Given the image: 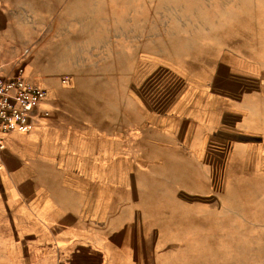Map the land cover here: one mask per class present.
<instances>
[{
  "label": "crops",
  "instance_id": "0c3cea01",
  "mask_svg": "<svg viewBox=\"0 0 264 264\" xmlns=\"http://www.w3.org/2000/svg\"><path fill=\"white\" fill-rule=\"evenodd\" d=\"M232 53L200 76L180 66L140 81L133 117L124 108L117 130L107 110L74 104L58 96L54 76L21 67L46 96L30 129L10 132L0 150V225L31 235L27 248L57 264H87L93 250L103 255L97 264H130L125 254L140 258V239L136 253V241L111 234L141 238L143 223L145 233L175 232L203 215L201 198L220 170L243 167L245 138L264 133V72ZM13 61L0 55V75L16 71ZM223 152L234 157L223 161Z\"/></svg>",
  "mask_w": 264,
  "mask_h": 264
},
{
  "label": "rangeland",
  "instance_id": "374dc122",
  "mask_svg": "<svg viewBox=\"0 0 264 264\" xmlns=\"http://www.w3.org/2000/svg\"><path fill=\"white\" fill-rule=\"evenodd\" d=\"M232 51L264 72V0H0V55L14 56L13 73L37 66L56 78L58 96L107 110L116 130L124 108L133 117L140 81L180 66L200 76ZM245 139L251 149L243 167L231 161L220 170L201 198L203 215L175 232L145 233L143 223L141 238L111 234L118 244L136 241V253L140 239V258L131 249L125 261L264 264V133ZM222 154L223 161L234 155ZM1 224L0 264H57L27 248L31 235ZM93 254L87 264L103 260Z\"/></svg>",
  "mask_w": 264,
  "mask_h": 264
},
{
  "label": "built area",
  "instance_id": "2783aa9c",
  "mask_svg": "<svg viewBox=\"0 0 264 264\" xmlns=\"http://www.w3.org/2000/svg\"><path fill=\"white\" fill-rule=\"evenodd\" d=\"M45 96V88L30 84L18 72L0 75V150L10 132L30 129V118Z\"/></svg>",
  "mask_w": 264,
  "mask_h": 264
}]
</instances>
